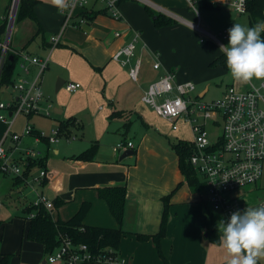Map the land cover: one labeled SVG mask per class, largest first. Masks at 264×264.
I'll return each mask as SVG.
<instances>
[{
	"label": "crops",
	"instance_id": "0c3cea01",
	"mask_svg": "<svg viewBox=\"0 0 264 264\" xmlns=\"http://www.w3.org/2000/svg\"><path fill=\"white\" fill-rule=\"evenodd\" d=\"M208 2L211 5L198 0V9L194 10L187 0H124L119 4L118 18L104 12L101 4L92 2L86 9L87 13H99L91 19L86 17L84 23L75 17L62 31L61 42L52 46L51 37L61 32L64 14L53 7L50 0H37L34 7L37 21L27 18L18 22L17 31L24 37L16 39L11 49L26 50L41 57L50 56L41 77V88L47 98L44 108L55 123L54 129L60 122L71 120L74 122L71 135L75 130H83L84 139L74 143L65 139L62 146L53 147L63 139L51 143L42 138L35 141V134L22 136L20 143L27 138L28 146L33 141L45 145V150L38 152L40 156L47 155L46 173L34 189L24 183L12 187L11 192L0 197L3 204L0 213L13 206L6 196L15 190L18 195L21 193L29 198L24 207L30 205L37 193H43L54 203L51 212L55 220L70 219L87 203L89 208L83 218L85 225L121 227L126 232L121 238L118 254L124 260L122 264H164L163 256L169 264H226L225 250L218 246L219 241L209 238L207 231L210 218L213 216L217 221L219 215L207 202L204 193L192 190L181 170L179 154L172 147L178 140L192 141L190 124L180 119L178 128L173 129L168 120L142 100L153 81L150 76V61L154 62L152 52L158 53L161 62L159 69L153 67L159 76L174 68L179 82H203L213 77L216 71L224 72L223 68L213 70L210 66V62L222 54L217 43L224 42L210 30V22L202 16L200 9L207 13L214 11L213 15L222 17V23L229 26L238 23L239 19L232 18L230 12H236L232 6L220 5L215 0ZM145 5L174 18L175 23L157 28ZM202 21L209 28L202 26ZM38 23L41 32L36 34ZM196 23H199V28L195 27ZM134 31L141 33L137 56L143 63L138 81L130 77L127 66L113 58L115 52L131 40ZM220 34L228 39L227 29ZM37 37L40 40L35 49L29 50ZM181 56L185 57L182 60L185 65H181L183 68L179 70L176 66L180 65ZM36 70L37 66L30 65L27 75L19 64L16 78L33 77ZM68 81L80 82L82 87L70 92L65 87ZM231 84L240 89L253 85L251 81L241 83L232 80L225 84L223 92ZM208 90L206 86L199 91L200 97H204ZM33 116L24 115L19 125L16 120L14 131L22 132ZM30 123L36 131H42L33 120ZM6 129L7 124L0 121V142ZM122 141H132L135 147L133 154L120 159L126 150L131 149L115 150L114 146ZM5 143L11 144V139L7 138ZM94 143L98 147L92 159L72 158ZM36 169L37 172L32 169L30 176L38 174L39 168ZM121 185L126 187V201L123 223L119 224L107 201L99 196L98 189ZM166 197L168 221L166 234L161 239V254L152 238L142 240L137 235L159 232ZM259 205L260 202L250 203L247 207ZM18 216L23 219L20 238H24L27 222L23 214ZM38 244L41 248L30 260H25L18 248L1 249L0 256L12 253L11 264H16V259L18 264H66L64 261L50 262L43 246ZM258 264H264V260Z\"/></svg>",
	"mask_w": 264,
	"mask_h": 264
},
{
	"label": "built area",
	"instance_id": "2783aa9c",
	"mask_svg": "<svg viewBox=\"0 0 264 264\" xmlns=\"http://www.w3.org/2000/svg\"><path fill=\"white\" fill-rule=\"evenodd\" d=\"M191 8L198 9V0H187ZM220 5H230L234 10L243 14L247 12L248 0H215ZM99 3L112 17H119V0H77L64 14L63 28L57 35L51 37L52 46L61 42L62 31L75 18L79 22L87 21L81 13L92 3ZM14 2L8 14V24L4 33H0V121L7 124L3 140L0 142V174L23 176L24 167L31 159H36L40 153L31 148L20 149L22 136L35 134V141L41 137L51 143L61 139L73 140L74 135H61L58 127L51 134L36 131L33 124L27 122L22 132L14 131L17 118L20 115L27 117L33 114H44V101L47 98L41 88V77L48 67L50 56L33 55L26 50L11 49V36L14 26ZM199 28V23L195 24ZM119 35V33H116ZM226 31L224 37H226ZM141 40L140 31H134L131 40L118 49L113 58L123 66L128 67L130 77L138 81L142 66V58L138 57V44ZM203 41V39H201ZM9 52L18 54L21 58L20 67L29 75L30 65L37 66L33 77H17L13 83H3L2 74L4 63ZM153 67L159 69L161 62L158 53L152 52ZM134 60V62H132ZM65 87L75 92L82 87L77 81H68ZM11 93L9 100L1 98V91ZM142 100L150 105L155 112L168 120L173 129L178 128L180 119L189 123L193 133L194 151L190 161L195 170L205 181V188L201 193L206 196L212 209L220 213V220L227 221L231 213L243 211L247 204L241 200V190L249 185L256 184L264 173V80L259 86L250 85L247 89H240L229 85L221 97L209 101L203 100L193 81L179 82L176 70L167 69L159 79L152 81L145 90ZM208 120L214 124H221L222 133L211 140ZM11 139L7 145L5 140ZM132 141L119 142L115 150L134 149ZM46 173L45 168H39L38 174L29 176L25 183L33 189L39 185ZM264 201H260V205ZM35 207H44L52 210L53 201L43 193L30 203ZM3 208L0 200V211ZM34 216V213L29 217ZM86 244L75 245L69 237H64L61 244L48 255L50 262L64 261L66 264H82L95 259ZM102 264H122L119 255L97 258Z\"/></svg>",
	"mask_w": 264,
	"mask_h": 264
},
{
	"label": "trees",
	"instance_id": "16d2710c",
	"mask_svg": "<svg viewBox=\"0 0 264 264\" xmlns=\"http://www.w3.org/2000/svg\"><path fill=\"white\" fill-rule=\"evenodd\" d=\"M124 0H119V4ZM203 1L204 5H211L208 0ZM37 0H20L15 23H18L24 19H33L37 21L35 13V4ZM12 0H10L8 6L6 7L4 16H0V33H4L8 24V14L11 7ZM145 8L149 15L152 17L154 24L157 28L172 25L175 23V19L166 15L162 12H156L150 6L145 5ZM105 12L106 10L103 9ZM99 13L95 11L92 15L87 12H82L81 14L88 19H91ZM249 17L250 26L255 25L263 19L264 15V0H248L247 2V12ZM40 26L38 23V29L36 34H39ZM264 35V34H262ZM34 37V36H33ZM11 44V43H10ZM12 55V57H11ZM21 58L18 54L14 52H9V55L4 63L2 82L3 83H13L16 79V75L19 71V64ZM211 67H225L226 58L224 54H220L210 62ZM228 69V68H227ZM74 124L73 121L67 120L65 122H60L58 129L61 135L69 136L71 135V126ZM44 141L47 138L41 137ZM97 143H94L91 147L84 150L78 155L72 156L73 159L89 160L92 159L97 152ZM172 147L177 151L180 157V166L183 174L186 176L189 185L193 191L202 192L205 188V181L201 175L197 173L194 166L192 165L190 158L194 151L193 141L188 140H178L175 141ZM47 155L38 156L36 159H31L24 167L23 176L12 177L13 184L12 187H18L24 184L26 179L30 176L32 169L34 168H45ZM99 196L107 201L110 210L117 219L119 224L123 223L124 213H125V201H126V187L121 186H104L98 189ZM165 211L161 223V228L158 233L153 235L138 234V238L145 240L152 238L159 252L161 253V239L166 234L167 221H168V197L165 198ZM89 204L85 203L79 209V211L68 220H55L53 218L52 212L44 207H35L32 205H27L22 209V214L27 222V227L25 230V237L33 242L40 243L47 255L52 253L60 244L63 238L69 237L73 244L80 245L86 244L89 251L95 255V259L83 262L82 264H102L101 260L97 258H104L105 256H117L119 254L120 242L122 236L126 233L121 227H102L94 225H85L83 223V218L87 213ZM34 213V216L29 217L30 214ZM210 223L208 225L209 238L214 241H219V233L217 229V221L212 216L210 218ZM162 254V253H161ZM13 258L12 253H2L0 256V264H11ZM164 264H169V261L163 256Z\"/></svg>",
	"mask_w": 264,
	"mask_h": 264
},
{
	"label": "rangeland",
	"instance_id": "374dc122",
	"mask_svg": "<svg viewBox=\"0 0 264 264\" xmlns=\"http://www.w3.org/2000/svg\"><path fill=\"white\" fill-rule=\"evenodd\" d=\"M13 2L14 0H12L10 8H12ZM8 3H9V0H0V14L4 13ZM200 11H201L202 16L210 22L209 23L210 30H212L213 33L218 36L219 40L224 42V44H227L228 39L226 40L225 38H223L221 34L219 36V33L223 31L224 29H228L231 26H229L227 23H222V17H219V15H213L214 11L213 13H207V11H205L204 9H200ZM230 13L232 14V18H234L235 20L239 19V22H238L239 24L250 26V23L248 21V16L246 14H242L238 16L237 13L234 12L233 10ZM18 26H19L18 23H15L13 26L10 45H12V43L15 44L16 39L24 37L22 34H20V32L17 31ZM202 26H204L205 28H209L205 21H202ZM39 40L40 39L37 37L36 40L32 41L30 44L29 50H34L36 47L35 44L38 43ZM199 44L204 45L205 43L204 44L199 43ZM217 45L220 46V44L218 43ZM183 59H185V57L181 56L180 62H179L180 65L176 66L178 67L179 70L183 68V66L181 67V65H185V62H182ZM150 62H151L150 64L151 65L150 66L151 75L150 76L152 77V80L155 81L159 79L160 77L159 72L153 69V63L152 61ZM222 68L224 71L223 73H219L218 71H216V73L214 72L215 74L213 73V77L208 78V80H203V82H198V83H196L193 80V82L197 84L198 92L201 91L206 86L209 87V90L205 94V96L201 97L203 100L209 101V100L217 99L221 97L224 93L223 88H225V84L233 80L227 68L219 66L218 68L213 67V70H216V69L221 70ZM263 80L264 79L254 78L253 80H251V83L255 86H259ZM10 96H11L10 91L8 90L1 91L2 99L9 100ZM43 113L44 114H40V113L33 114L34 116L32 115L33 116L32 120L35 122L36 127H38L40 130H42L45 133L51 134L52 131L54 130L53 126L55 123L51 121L52 118L49 117V114L45 112ZM23 116L24 115H20L18 117L17 125L21 124L23 120ZM207 127L209 129L211 140H215L222 133V122L221 124L218 125V124H214L212 120H208ZM82 133H83V130L80 132L75 130L73 132V135L76 136L77 138V135L79 134L80 137L72 140L71 142L74 143V142L83 140L84 136L82 135ZM84 133H87L86 129H84ZM191 137L193 140V136ZM65 142L66 140L63 139L61 143L55 144L53 147L62 146L63 143ZM27 143H28V139L24 138L23 142L20 143L19 145L20 149H25L27 147H30L31 149H34L36 151H41V149L45 150L46 148L45 145L42 143H35L33 141V143L30 142L29 146ZM33 170L37 172L36 168ZM11 177L12 176L10 175L0 174V197H3L9 192H11V188H12ZM12 193L13 194L6 196V198L11 200V204L13 206H8L4 208L3 211L0 213V250L1 249L15 250L18 248V252L22 255V257L25 260H30V259H33L34 256L38 253V250H40L41 246L36 242H32L28 240L26 237L20 238V233L22 232L24 223H23V219L18 216L22 214V208L25 206V204L29 203V198L27 196H22L21 193L20 195H18L19 192L17 190H15V192H12ZM241 194H242L241 200L245 204H250V203L257 204L260 201H264V173H263L262 178L256 184L249 185L244 190H241ZM217 214L220 216L219 212H217ZM219 216L217 217V222L220 221ZM47 258H48V255H47ZM18 263H19V260L16 259V264Z\"/></svg>",
	"mask_w": 264,
	"mask_h": 264
},
{
	"label": "clouds",
	"instance_id": "9594fccd",
	"mask_svg": "<svg viewBox=\"0 0 264 264\" xmlns=\"http://www.w3.org/2000/svg\"><path fill=\"white\" fill-rule=\"evenodd\" d=\"M77 0H50L61 14ZM228 43L219 51L233 80L248 83L264 79V20L248 26L233 23L227 29ZM218 246L225 250L226 264H258L264 260V204L231 213L217 222Z\"/></svg>",
	"mask_w": 264,
	"mask_h": 264
},
{
	"label": "water",
	"instance_id": "95a60500",
	"mask_svg": "<svg viewBox=\"0 0 264 264\" xmlns=\"http://www.w3.org/2000/svg\"><path fill=\"white\" fill-rule=\"evenodd\" d=\"M19 1L20 0H14V13H13V18H14V22H15V16H16V13H17V9H18V5H19ZM11 57H12V55H11ZM133 152H134V150L133 149H128V150H126V152H124L123 154H122V156L120 157V159H122V158H124L125 156H127V155H131V154H133Z\"/></svg>",
	"mask_w": 264,
	"mask_h": 264
},
{
	"label": "bare ground",
	"instance_id": "6f19581e",
	"mask_svg": "<svg viewBox=\"0 0 264 264\" xmlns=\"http://www.w3.org/2000/svg\"><path fill=\"white\" fill-rule=\"evenodd\" d=\"M18 1V0H17Z\"/></svg>",
	"mask_w": 264,
	"mask_h": 264
}]
</instances>
